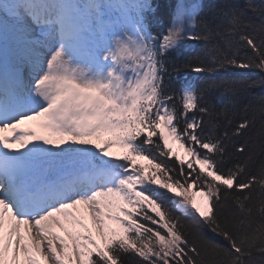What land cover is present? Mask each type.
<instances>
[{
  "label": "snow or ice",
  "instance_id": "obj_1",
  "mask_svg": "<svg viewBox=\"0 0 264 264\" xmlns=\"http://www.w3.org/2000/svg\"><path fill=\"white\" fill-rule=\"evenodd\" d=\"M185 41L261 78L170 88ZM260 86L264 0H0V264H264V124L206 101Z\"/></svg>",
  "mask_w": 264,
  "mask_h": 264
},
{
  "label": "trees",
  "instance_id": "obj_2",
  "mask_svg": "<svg viewBox=\"0 0 264 264\" xmlns=\"http://www.w3.org/2000/svg\"><path fill=\"white\" fill-rule=\"evenodd\" d=\"M229 2L236 4L238 7L241 8L245 6V0H229ZM252 2L258 5L261 2V0H252ZM161 3L167 9H170L175 5L174 0H161ZM203 3L205 10H207L211 5L220 6V0H203ZM200 15L202 17H205L207 15V12L202 11ZM248 16L253 20L256 19L254 16H252L251 12L248 13ZM202 50H203L202 44H196L195 42L192 41H185L176 50L168 54L167 59L169 61V72L172 74L173 79L169 81L168 77H166L165 80L166 83L169 84L170 88H179L181 84L187 83L189 81L194 83L196 88L199 89L203 86L205 81H208L210 79H215L217 81H220L222 79L251 81V80H259L261 78L262 74L259 71L245 70V69L232 68V67L219 71L214 77H210L206 73H200V74L194 73L188 68H181L180 75L177 76L176 73L173 71V65L179 66L183 64L186 60H188L189 57H195L201 54ZM241 53L242 54L247 53L248 55H251L250 50H246V49H242ZM192 63L195 64L198 63V61L193 59ZM261 98H264V86L253 87L246 91L241 90L239 96L235 98L228 94H225L222 89L213 90L206 96V101L211 102L217 107H226L228 108L229 111H234L236 113L234 117V120L236 122H239L240 119L245 115L249 118L255 116L254 127L252 131L245 133V136L241 137L236 142L237 146H239V144H242L246 140H249V137L253 136V133H255L256 130L259 129L262 124H264V116H261L258 112L254 111L255 109L259 108L261 104ZM245 104L251 106L247 113H244L241 110L242 106ZM189 115H191V113ZM257 144H259L258 139H257ZM230 151L233 153V156L235 157L234 149L230 148ZM262 160H264V153H262L261 156L257 159L256 161L257 166L261 163ZM145 163L147 162L145 161ZM169 163H172V161H170ZM193 190L196 191L195 189ZM161 191L163 192L164 190ZM164 203L166 206H170L167 197H164ZM230 213H231V209L225 210L226 216H229ZM176 215H179V213H176ZM190 220L191 218H185L184 220L185 231H188L190 228ZM202 231L206 238L211 239L216 243H223L220 237L215 236L213 233L208 231L207 228H204Z\"/></svg>",
  "mask_w": 264,
  "mask_h": 264
},
{
  "label": "bare ground",
  "instance_id": "obj_3",
  "mask_svg": "<svg viewBox=\"0 0 264 264\" xmlns=\"http://www.w3.org/2000/svg\"><path fill=\"white\" fill-rule=\"evenodd\" d=\"M20 127H24V128H28V129H32L33 131H39V129L36 127V122L35 121H29V122H25L24 124H22ZM36 142V141H34ZM174 149V151H177V152H183L182 149H180L178 147V145H175V144H172L171 145ZM194 199L197 200V202H200L202 201V197L200 196H195Z\"/></svg>",
  "mask_w": 264,
  "mask_h": 264
},
{
  "label": "rangeland",
  "instance_id": "obj_4",
  "mask_svg": "<svg viewBox=\"0 0 264 264\" xmlns=\"http://www.w3.org/2000/svg\"><path fill=\"white\" fill-rule=\"evenodd\" d=\"M112 151L118 153L120 150H118V149H113ZM175 152H177V151H175ZM177 153H178L179 155H181L182 157L187 158V157L185 156L184 153H182V152H177ZM138 163H145V162H144V161H138ZM145 164H146V163H145ZM153 187H156V186H153ZM57 232H58V234L63 235V233L60 232L58 229H57ZM42 264H43V262H42Z\"/></svg>",
  "mask_w": 264,
  "mask_h": 264
}]
</instances>
